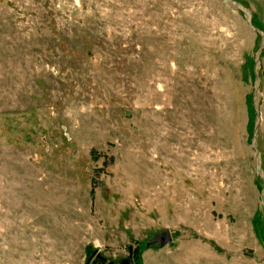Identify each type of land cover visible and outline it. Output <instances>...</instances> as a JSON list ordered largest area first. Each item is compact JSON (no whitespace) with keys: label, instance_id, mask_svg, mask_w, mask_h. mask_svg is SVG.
Masks as SVG:
<instances>
[{"label":"rangeland","instance_id":"rangeland-1","mask_svg":"<svg viewBox=\"0 0 264 264\" xmlns=\"http://www.w3.org/2000/svg\"><path fill=\"white\" fill-rule=\"evenodd\" d=\"M260 42L223 0H0V264H264Z\"/></svg>","mask_w":264,"mask_h":264},{"label":"water","instance_id":"water-1","mask_svg":"<svg viewBox=\"0 0 264 264\" xmlns=\"http://www.w3.org/2000/svg\"><path fill=\"white\" fill-rule=\"evenodd\" d=\"M225 4L234 11H239L243 14L248 26L258 33L261 37V42L258 50L255 53V63H254V83H253V109L255 111V123L251 138V146L255 151V164H256V175L263 182L261 190V200L263 205V216H264V161L261 149L259 147L258 135L260 126L262 123V113H261V102H262V91H261V69H262V54L264 52V30L259 28L253 20V13L251 9L245 6L242 2L238 0H223ZM166 244H172V235L169 229H164L161 232L154 234L147 245H159L164 246ZM108 264H135L133 261V250L130 247V256L122 259L121 261H110Z\"/></svg>","mask_w":264,"mask_h":264},{"label":"trees","instance_id":"trees-1","mask_svg":"<svg viewBox=\"0 0 264 264\" xmlns=\"http://www.w3.org/2000/svg\"><path fill=\"white\" fill-rule=\"evenodd\" d=\"M134 253V252H133Z\"/></svg>","mask_w":264,"mask_h":264}]
</instances>
